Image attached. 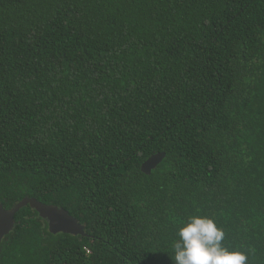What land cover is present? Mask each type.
<instances>
[{
	"label": "trees",
	"instance_id": "trees-1",
	"mask_svg": "<svg viewBox=\"0 0 264 264\" xmlns=\"http://www.w3.org/2000/svg\"><path fill=\"white\" fill-rule=\"evenodd\" d=\"M165 156L150 175L141 165ZM0 264H173L191 216L264 264V0H0Z\"/></svg>",
	"mask_w": 264,
	"mask_h": 264
},
{
	"label": "clouds",
	"instance_id": "clouds-1",
	"mask_svg": "<svg viewBox=\"0 0 264 264\" xmlns=\"http://www.w3.org/2000/svg\"><path fill=\"white\" fill-rule=\"evenodd\" d=\"M173 264H247V255L222 245L225 233L206 216H191L177 233Z\"/></svg>",
	"mask_w": 264,
	"mask_h": 264
},
{
	"label": "water",
	"instance_id": "water-1",
	"mask_svg": "<svg viewBox=\"0 0 264 264\" xmlns=\"http://www.w3.org/2000/svg\"><path fill=\"white\" fill-rule=\"evenodd\" d=\"M164 156V153H157L149 157L141 165V172L145 175H150L152 170L163 160ZM26 206L36 211L39 217L47 222L48 231L51 234L63 233L73 236H85L84 227L63 208L45 205L35 198H24L10 209H4L0 203V243L13 230L15 225L14 217L17 212Z\"/></svg>",
	"mask_w": 264,
	"mask_h": 264
}]
</instances>
